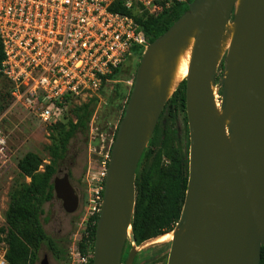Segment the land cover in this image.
Instances as JSON below:
<instances>
[{
	"label": "water",
	"instance_id": "95a60500",
	"mask_svg": "<svg viewBox=\"0 0 264 264\" xmlns=\"http://www.w3.org/2000/svg\"><path fill=\"white\" fill-rule=\"evenodd\" d=\"M237 1L195 0L162 38L145 49L113 145L96 228L93 264H122L126 241L137 246L132 230L137 170L173 96L166 97V81L160 95H148L151 66L164 46H179L195 29L199 30V36L184 80L190 135L189 177L180 220L170 232L174 238L170 242L168 264L261 263L264 0H241L235 14ZM230 22L236 23V30L222 77L221 114L215 116L213 87L218 48L221 33ZM53 183L55 196L64 209L68 213L77 211L80 199L71 184L68 165L58 170ZM40 264H50L48 257Z\"/></svg>",
	"mask_w": 264,
	"mask_h": 264
},
{
	"label": "built area",
	"instance_id": "2783aa9c",
	"mask_svg": "<svg viewBox=\"0 0 264 264\" xmlns=\"http://www.w3.org/2000/svg\"><path fill=\"white\" fill-rule=\"evenodd\" d=\"M187 1L0 0L4 55L0 74L10 86L13 106L44 124L62 121L70 103L100 97L104 83L110 84L109 76L135 47L145 51L150 46L137 18L144 13L157 17L173 4ZM115 4L132 14L112 11ZM97 113L91 126L96 124ZM92 134L90 149L101 167L94 177L97 182L88 184L94 188L90 189L87 219L100 214L116 132L107 137L95 128ZM7 148V136L0 127V166L8 162ZM87 246L86 253H78L79 264H93L94 247Z\"/></svg>",
	"mask_w": 264,
	"mask_h": 264
},
{
	"label": "trees",
	"instance_id": "16d2710c",
	"mask_svg": "<svg viewBox=\"0 0 264 264\" xmlns=\"http://www.w3.org/2000/svg\"><path fill=\"white\" fill-rule=\"evenodd\" d=\"M194 1L175 3L157 17L144 13L137 18L136 21L147 36L149 43L153 44L162 38L188 12L189 5ZM111 10L127 15L132 14L131 11L122 9L120 4L113 5ZM143 53V47H135L131 56L141 60ZM3 60L0 41V67ZM122 66L109 76L110 84L122 78ZM224 71H222V77ZM133 80L135 81V77ZM110 84L104 83L99 98L94 97L78 105L70 103L69 110L62 121L51 126L52 131L54 130L59 135V139L48 149L50 163L44 166L43 171L40 170L43 161L37 154H27L18 163L20 176L24 182L17 184L10 195L5 217L8 226L6 237L2 238V232H0V244L4 242L8 246L5 255L7 264H39V255L43 247L58 260L60 254L58 243L46 233L42 220L46 213L45 205L55 200L53 180L58 170L67 162L72 141L79 134L85 138L88 137L92 120L101 103L100 98L106 99L104 89ZM115 87L121 86L117 84ZM8 90V96L12 101L9 85ZM132 90L133 86L130 88L122 109L119 124L124 118ZM115 93L117 98L114 99L115 96L112 95L110 105L120 99V92L115 91ZM166 110H169V114L176 110L186 113L185 81L178 86L167 102L163 113ZM163 115L160 120L163 119ZM187 123L188 120L185 117L186 126ZM170 135L171 129L163 128L158 122L149 141L148 150L143 156L149 164L136 179V206L132 230L138 247L174 231L182 214L189 177V149L183 151L176 147ZM26 178L30 179V183H26ZM99 216L100 214H96L87 219L85 232L79 244L82 254L87 252L88 244L94 247ZM260 264H264V247H262Z\"/></svg>",
	"mask_w": 264,
	"mask_h": 264
},
{
	"label": "rangeland",
	"instance_id": "374dc122",
	"mask_svg": "<svg viewBox=\"0 0 264 264\" xmlns=\"http://www.w3.org/2000/svg\"><path fill=\"white\" fill-rule=\"evenodd\" d=\"M141 60L135 56H131L126 60V63L122 66V78L117 82L114 81V85L111 83L104 89L106 99L102 98L98 106L96 127L94 125L91 126L87 138L79 134L72 141L65 165L70 167L72 174L70 181L80 199L79 208L74 213H68L64 209L61 200L56 196L53 202L45 205L46 213L42 217L44 228L46 233L57 241L60 254L57 260L43 247L39 255L40 262L47 256L50 264H79V244L86 228L90 189L94 188L92 185L89 189L88 184L97 182V179L94 177H98L101 167L100 161L93 159L94 157L90 149V139L93 135L92 130L95 131V128L100 129L107 137L112 132H116L122 109L126 103L130 88L134 84L133 78L136 76ZM227 61L228 53L216 77L215 103L220 104V106L222 101V71L225 70ZM115 84L121 87H115ZM8 85L6 79L0 76V127L5 132L8 140V162L0 166V232H2V238L6 237L8 231L5 217L8 211L10 195L17 184L24 182V179L20 176L18 163L27 154H37L43 161L40 168L43 171L44 166L50 163L48 149L53 144H56L57 139H59V135L51 129V126L55 122L52 121L44 124L22 107L13 106V102L8 96ZM114 90L118 91V93L120 92V99L113 105H110L111 96L116 95ZM116 96L114 99L117 98ZM168 111L162 112L164 114L163 119H159L161 126L171 129L170 137L176 147L181 148L183 151L190 149L189 127L188 123L187 126L185 124L187 114L178 110L169 114ZM148 147L149 143L145 148L143 156ZM143 156L137 170V176L149 164L143 159ZM26 183H30L29 178H26ZM170 248L171 243L169 242L152 244L149 241L143 244V246L137 247L127 240L122 264H126L128 260L132 261V264H168ZM7 250L8 246L6 243H1L0 264H7L5 260Z\"/></svg>",
	"mask_w": 264,
	"mask_h": 264
},
{
	"label": "bare ground",
	"instance_id": "6f19581e",
	"mask_svg": "<svg viewBox=\"0 0 264 264\" xmlns=\"http://www.w3.org/2000/svg\"><path fill=\"white\" fill-rule=\"evenodd\" d=\"M241 4V0L237 1V9L235 14L238 12V7ZM236 30V23H228L223 32L221 33V40L219 42L218 57L216 63V77L222 66L227 53L232 47V42ZM199 36V30L195 29L189 36H186L182 43L177 47L164 46L159 52L156 53L154 57L153 64L151 66L150 82L148 95L158 96L161 94V89L163 88V82L166 81V97L170 98L174 92L177 90L178 86L187 78L190 64L192 61V56ZM215 86L213 87V96L215 98ZM214 107L217 112L216 115L220 116V104H216L214 100ZM149 121H153V117L150 116ZM227 125L229 122L226 123ZM131 230L128 231V236H131ZM174 238L173 233L165 234L154 240L153 243H165L171 242Z\"/></svg>",
	"mask_w": 264,
	"mask_h": 264
}]
</instances>
